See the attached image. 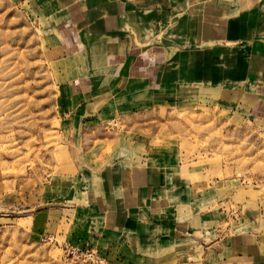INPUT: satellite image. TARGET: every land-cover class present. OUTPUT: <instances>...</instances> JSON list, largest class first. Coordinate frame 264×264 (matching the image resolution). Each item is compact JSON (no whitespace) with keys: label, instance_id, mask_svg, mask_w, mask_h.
<instances>
[{"label":"rangeland","instance_id":"obj_1","mask_svg":"<svg viewBox=\"0 0 264 264\" xmlns=\"http://www.w3.org/2000/svg\"><path fill=\"white\" fill-rule=\"evenodd\" d=\"M144 1L155 0L140 2ZM130 11L137 20L138 11ZM64 22L52 0H0V264H119L120 250L103 249L106 233L91 238L77 235V223L90 218L77 217L73 212L77 205L59 199L56 186L73 182L76 173L100 169L113 157H130L134 149L137 153L144 148L149 157L166 156L172 150L184 173H191L197 182L204 170L210 184L235 180L237 192L226 193L214 204V209L220 207L221 221L212 225L233 232L238 226L234 222L252 219L244 215L250 209L264 232V89L255 90L261 95L253 109L219 104L213 95L217 90L210 96L203 94L204 86L196 81L199 76L194 82L182 76L177 78L183 90L176 100L168 96L160 105L133 111L104 109L94 122L84 125L64 121L59 84L87 74L106 83L105 75L83 66L77 55L91 53L88 47L97 40L122 37V28L120 34L105 33L95 39L77 35ZM171 26L165 24L164 33L155 34L152 44H140L143 49L131 42L135 50L127 52L138 56L128 57L127 65L115 69V78L131 63L134 68L135 61L152 60L148 55L154 50L161 53L159 60L169 61L191 49L186 42L166 41ZM57 31L61 34H54ZM193 46L201 48L200 43ZM114 49L104 52L122 51ZM184 86H189L187 92ZM103 224L99 219L98 226ZM196 234L203 236V232ZM206 235L207 239L214 236ZM128 258L138 264L134 254Z\"/></svg>","mask_w":264,"mask_h":264},{"label":"crops","instance_id":"obj_2","mask_svg":"<svg viewBox=\"0 0 264 264\" xmlns=\"http://www.w3.org/2000/svg\"><path fill=\"white\" fill-rule=\"evenodd\" d=\"M140 1L52 0L61 19L77 35L95 39L105 33L120 34L122 28L121 40H97L88 47L91 53L77 55L83 66L105 75L106 83L87 74L57 87L64 121L84 125L94 122L104 109L133 111L160 105L168 96L176 100L183 90L177 85V78L182 76L188 82L199 76L196 81L204 86L203 94L206 91L210 96L217 90L213 95L219 104L259 106L261 94L255 90L264 89V0ZM130 10L138 11L137 20L130 17ZM147 11H153L152 18ZM165 24L172 25L166 41L186 42L191 49L169 61L159 60L161 53L154 50L148 55L152 60L141 64L137 59L134 68L131 63L121 77L115 78V69L138 56L127 52L135 50L131 42L138 45L136 49H143L140 44H152L155 34L164 33ZM199 43L197 50L193 45ZM209 43L218 46H204ZM111 48L122 51L104 52ZM184 87L187 92L189 86ZM230 95L236 98L231 100ZM140 151H129L130 157H113L100 169L76 173L73 182L57 183L58 198L76 204L73 212L77 217L87 214L90 218L84 224L77 223L79 237L106 233L109 237L103 249L120 250L119 264H131L130 253L138 264H264V232L258 229L254 211H245L244 215L252 219L234 222L238 226L233 232L225 233L212 225L221 221L220 207L214 209V204L226 193L237 192L235 180L210 184L204 170L197 182L191 173H184L172 150L161 157L144 155V148ZM99 219L105 225L98 226ZM206 229L214 234L210 239ZM198 232L203 236H197Z\"/></svg>","mask_w":264,"mask_h":264}]
</instances>
